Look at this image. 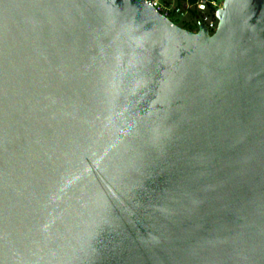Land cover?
Here are the masks:
<instances>
[{
    "label": "water",
    "instance_id": "1",
    "mask_svg": "<svg viewBox=\"0 0 264 264\" xmlns=\"http://www.w3.org/2000/svg\"><path fill=\"white\" fill-rule=\"evenodd\" d=\"M218 17L0 0V264H264V0Z\"/></svg>",
    "mask_w": 264,
    "mask_h": 264
},
{
    "label": "built area",
    "instance_id": "2",
    "mask_svg": "<svg viewBox=\"0 0 264 264\" xmlns=\"http://www.w3.org/2000/svg\"><path fill=\"white\" fill-rule=\"evenodd\" d=\"M164 19L191 32H198L203 25L212 35L220 22L218 13L225 0H144ZM181 23L188 25L182 26Z\"/></svg>",
    "mask_w": 264,
    "mask_h": 264
},
{
    "label": "rangeland",
    "instance_id": "3",
    "mask_svg": "<svg viewBox=\"0 0 264 264\" xmlns=\"http://www.w3.org/2000/svg\"><path fill=\"white\" fill-rule=\"evenodd\" d=\"M181 25H182V26H186V27H188V25H186V24H183V23H181Z\"/></svg>",
    "mask_w": 264,
    "mask_h": 264
}]
</instances>
